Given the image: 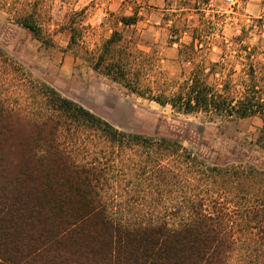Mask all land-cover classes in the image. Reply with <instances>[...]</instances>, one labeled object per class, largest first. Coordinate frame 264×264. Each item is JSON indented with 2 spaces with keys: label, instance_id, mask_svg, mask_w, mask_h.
Instances as JSON below:
<instances>
[{
  "label": "trees",
  "instance_id": "trees-1",
  "mask_svg": "<svg viewBox=\"0 0 264 264\" xmlns=\"http://www.w3.org/2000/svg\"><path fill=\"white\" fill-rule=\"evenodd\" d=\"M209 1L182 0L168 20L189 69L182 81L165 78L117 31L87 47L83 11L66 15L62 29L68 49L130 93L179 115L264 124V40L245 45L247 27L230 46L216 39L219 19L204 15ZM1 9L51 46L48 0H0ZM191 11L200 14L196 27L183 18ZM249 29L264 34V14ZM184 35L189 43H180ZM213 45L221 61L207 58ZM0 264H264V169L211 163L173 137L119 130L0 48Z\"/></svg>",
  "mask_w": 264,
  "mask_h": 264
},
{
  "label": "rangeland",
  "instance_id": "rangeland-1",
  "mask_svg": "<svg viewBox=\"0 0 264 264\" xmlns=\"http://www.w3.org/2000/svg\"><path fill=\"white\" fill-rule=\"evenodd\" d=\"M43 1V0H42ZM182 0H48L50 5L51 46H42L29 32L13 24L7 12L0 10V48L31 77L54 89L60 96L83 107L113 127L145 137H173L194 155L211 163H235L238 159L264 169V124L258 116L244 120L207 118L174 113L169 106L158 104L130 93L121 85L94 72L82 59V51L68 49L70 33L62 29L66 15L83 11L81 26L92 32L85 35V44H93L117 31L131 40L137 49L148 55L165 78L182 81L188 66L177 57L178 44L170 42V15H179L177 4ZM197 0H192L196 2ZM211 22L219 19L214 36L230 46L236 37L247 33L242 41L257 46L264 34L250 31L253 21L264 14V0H210L203 7ZM133 17L130 27L115 25L117 17ZM187 18L198 26L200 14L191 11ZM213 32V31H212ZM184 35L180 43H189ZM257 60L264 63V51ZM233 54V53H231ZM222 51L211 47L208 59L221 61ZM225 55V59L233 58ZM235 70L240 67L235 64ZM262 146V147H259Z\"/></svg>",
  "mask_w": 264,
  "mask_h": 264
}]
</instances>
